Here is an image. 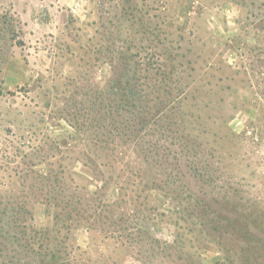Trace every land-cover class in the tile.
Returning a JSON list of instances; mask_svg holds the SVG:
<instances>
[{
    "label": "rangeland",
    "instance_id": "374dc122",
    "mask_svg": "<svg viewBox=\"0 0 264 264\" xmlns=\"http://www.w3.org/2000/svg\"><path fill=\"white\" fill-rule=\"evenodd\" d=\"M254 217L264 0H0V264H264Z\"/></svg>",
    "mask_w": 264,
    "mask_h": 264
},
{
    "label": "trees",
    "instance_id": "16d2710c",
    "mask_svg": "<svg viewBox=\"0 0 264 264\" xmlns=\"http://www.w3.org/2000/svg\"><path fill=\"white\" fill-rule=\"evenodd\" d=\"M121 53L119 54V59H120V63H121V65L123 66V63H124V66L120 69V68H116L115 69V71H114V76H113V80H115V82L116 83H121V79L123 78V76H124V74H125V71L126 70H128V64L127 63H125V62H123L122 60H121ZM109 94H110V92H109ZM115 108H113V109H115V110H112L111 111V113L109 114V118H110V120L112 121V122H117V117L116 116H118V113H119V110H118V105H115L114 106ZM113 112H116L115 114L113 113ZM195 163V162H194ZM195 167H196V165H194ZM180 175V177H183L184 179H186L187 180V182L189 183V184H194V183H199V181H198V179H196V176L194 175V173L193 174H191V175H189L188 173H187V175H184V173L183 174H179ZM205 194V193H204ZM215 197V196H214ZM210 198H211V194H210ZM228 199V198H227ZM207 200V199H206ZM208 202V201H207ZM253 221L259 226V227H261V229H264V227L263 226H260V224H261V222H258V217H254V219H253Z\"/></svg>",
    "mask_w": 264,
    "mask_h": 264
}]
</instances>
